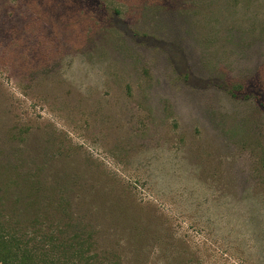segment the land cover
I'll return each instance as SVG.
<instances>
[{
	"label": "rangeland",
	"instance_id": "rangeland-1",
	"mask_svg": "<svg viewBox=\"0 0 264 264\" xmlns=\"http://www.w3.org/2000/svg\"><path fill=\"white\" fill-rule=\"evenodd\" d=\"M53 230L264 264V0H0V234Z\"/></svg>",
	"mask_w": 264,
	"mask_h": 264
},
{
	"label": "trees",
	"instance_id": "trees-1",
	"mask_svg": "<svg viewBox=\"0 0 264 264\" xmlns=\"http://www.w3.org/2000/svg\"><path fill=\"white\" fill-rule=\"evenodd\" d=\"M28 233L35 234L37 223ZM28 227V225H27ZM26 227V228H27ZM90 236L83 237L79 233L67 235L65 232L55 230L43 235L46 249L42 247L30 250L16 239H3L0 234V263L3 264H98V255L91 247Z\"/></svg>",
	"mask_w": 264,
	"mask_h": 264
}]
</instances>
